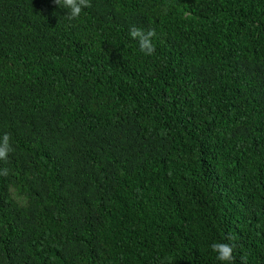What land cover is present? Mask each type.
<instances>
[{
  "label": "trees",
  "instance_id": "16d2710c",
  "mask_svg": "<svg viewBox=\"0 0 264 264\" xmlns=\"http://www.w3.org/2000/svg\"><path fill=\"white\" fill-rule=\"evenodd\" d=\"M91 5L0 0V264H264V0Z\"/></svg>",
  "mask_w": 264,
  "mask_h": 264
},
{
  "label": "clouds",
  "instance_id": "9594fccd",
  "mask_svg": "<svg viewBox=\"0 0 264 264\" xmlns=\"http://www.w3.org/2000/svg\"><path fill=\"white\" fill-rule=\"evenodd\" d=\"M54 5L59 8L67 10L66 19L73 21L78 19L85 9L91 8V0H52ZM157 32L155 28L145 31L142 28L132 26L129 29V37L136 41L139 46V51L145 56H152L156 49L153 43L156 38ZM10 136L5 134L0 138V160L6 161L9 153L13 150L10 143ZM8 169H0V176H7ZM234 237L231 235L225 237V241H233ZM235 243L229 242H214L211 244V250L215 254L217 261L220 264H235V256L233 255ZM244 261V257H241Z\"/></svg>",
  "mask_w": 264,
  "mask_h": 264
}]
</instances>
